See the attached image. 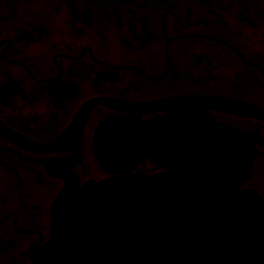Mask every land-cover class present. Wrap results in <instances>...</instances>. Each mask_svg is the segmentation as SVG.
I'll list each match as a JSON object with an SVG mask.
<instances>
[{"label": "water", "instance_id": "95a60500", "mask_svg": "<svg viewBox=\"0 0 264 264\" xmlns=\"http://www.w3.org/2000/svg\"><path fill=\"white\" fill-rule=\"evenodd\" d=\"M98 107L264 120V0H0V138L75 159H42L67 185L37 264H264V199L241 188L243 144L212 120L176 141L168 115L149 138L108 120L92 144L114 176L78 186L68 169ZM144 146L162 172L131 173Z\"/></svg>", "mask_w": 264, "mask_h": 264}, {"label": "flooded vegetation", "instance_id": "af4514ba", "mask_svg": "<svg viewBox=\"0 0 264 264\" xmlns=\"http://www.w3.org/2000/svg\"><path fill=\"white\" fill-rule=\"evenodd\" d=\"M166 115L170 116L171 134L175 141L178 127L187 128V138L198 139L204 133L208 134L212 120L222 127L228 138H234L238 147L243 144V156L250 158L251 171L241 188L255 190L264 199V120L202 109L123 115L103 107L95 108L88 115L79 137V161L68 169L77 185L114 176L104 171L94 156L92 142L100 124L108 120L134 121L143 128V135L149 138L151 134H161V128L150 131L147 124L161 122ZM223 139L226 140L224 136ZM42 159L75 160L69 150L65 153H37V150H26L20 144L0 138V264H37L36 252L49 243L52 205L67 185V179L48 174L42 167ZM130 167L131 173L163 171L156 162L155 153L146 146Z\"/></svg>", "mask_w": 264, "mask_h": 264}]
</instances>
